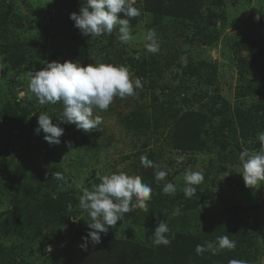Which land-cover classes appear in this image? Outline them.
I'll return each instance as SVG.
<instances>
[{"label":"trees","instance_id":"16d2710c","mask_svg":"<svg viewBox=\"0 0 264 264\" xmlns=\"http://www.w3.org/2000/svg\"><path fill=\"white\" fill-rule=\"evenodd\" d=\"M59 2L57 20L52 26L59 28L63 35L60 34L61 37L69 42L64 55L66 61H70L69 57L79 51H101L106 55L103 59L106 64L126 65L125 61L129 60L133 76L141 78L145 87L139 96L145 91L151 93L148 101H137L129 114L118 120L122 138H133L140 142V147L132 152L133 163L136 174L152 188L151 199L148 201L151 211L141 214L136 209L126 213L125 220L118 221V225L129 224L134 213L138 212L145 226L147 224L150 230H154L158 220L166 221L171 214V209L169 213L165 211L163 185L155 180L154 170L146 169L140 164L141 155H147L154 161L148 155L152 152L146 151L150 144H166L172 151L182 154L214 157L215 163L211 159L208 161L214 163L217 171L226 156L231 161L236 159L238 149L251 152L260 148L258 133L264 131V35L254 34L245 41V57H237L240 43L232 37L234 58H238L235 61L236 68L239 71L236 72L238 79L232 103L221 96L223 88L220 80L223 78H219V68L205 59H198L196 51L191 53L192 46L212 45L225 29L231 27L229 25L233 21L228 20L225 6H219L212 0H141V11L147 20L146 28H154L162 47L168 50L161 68L159 62L164 58L162 52L151 55L150 59L143 54L135 59L132 56L124 59L120 46L115 44L116 37L106 39L105 35L93 38L82 36L69 15L79 14L86 0ZM121 18L126 17L121 14ZM139 18L141 15L131 18V27L137 24ZM258 26L264 29L261 20L258 21ZM32 33H35V28L30 19L9 9L7 0H0V54L4 62L3 73L7 75L18 71L29 62L31 52L28 50L32 46ZM163 40L168 44L164 45ZM183 55H186V59H181ZM256 58L259 66L253 70ZM166 69L173 72L171 81L162 79ZM246 72L249 73L248 77L243 76ZM216 101L222 102L227 110L215 119L211 106H215ZM13 106L12 113L7 119L3 117L0 124V178H3L0 181V206H3L0 222L4 218L8 219V222L0 225V232L15 236L23 252L32 251L31 245L40 249L38 253L32 251L31 254H23V264H33L39 259L43 260L42 264H229L232 259L258 264L256 255L264 247V227L258 204L238 203L222 208L203 223V217L198 223L196 215L187 216L181 210L176 217L190 220L194 226L187 231L170 230L175 238L169 246H155L152 242L143 243L134 237H121L107 232L100 234L99 244H93L89 240L87 247L81 249V238L90 229L81 223H75L70 215L73 213L72 206L79 205L82 192L79 191L78 196H75L64 169L57 161H53L51 155L47 154L40 161L46 162L45 165L38 164L36 158L39 153L34 149L35 152L30 151L26 145L16 144V140L25 135L29 141L36 139L41 142L43 139L40 133L34 132L38 124L35 117L31 116V104L14 99ZM17 127L21 128L20 137L16 136V132L11 134ZM104 134L105 131H101L96 140H101ZM87 137L85 132H79L76 140L80 147H86ZM94 145H90L87 152H96ZM231 145L234 146L230 147ZM28 156L36 158L29 163ZM79 167L80 165L75 168L76 176L84 173ZM54 173H62L65 179L56 180ZM86 187L91 189L92 184L87 183ZM197 196L204 200L207 198L199 190ZM181 200L177 191L172 199L173 205L176 202L179 206ZM69 204L71 208L68 207ZM225 232L231 235L230 239L236 241L235 249H222L214 255L211 252L196 254L197 244L212 242L215 245L216 238ZM49 245L53 250L45 255L46 246ZM9 262H14V259L11 258Z\"/></svg>","mask_w":264,"mask_h":264},{"label":"rangeland","instance_id":"374dc122","mask_svg":"<svg viewBox=\"0 0 264 264\" xmlns=\"http://www.w3.org/2000/svg\"><path fill=\"white\" fill-rule=\"evenodd\" d=\"M212 1L219 6H225V14L229 16V21L232 19L233 24L229 25L231 26L230 28L225 29L218 41L212 43V45H201L200 47L192 46L191 53L196 51L195 55L198 59H205L219 68L221 76L219 78H223L220 80L223 88L220 91L221 96L223 99L232 103L233 91L238 79L236 78V72H239L236 68L235 61L238 58H234V40L232 37L235 38L237 43H240L238 45L240 52H238L237 57H245L247 55L246 49L244 48L245 41L252 38L254 34L264 35V29L258 26L259 20L264 23V0ZM7 6L13 12H18L21 16L28 17L35 28V33L30 35L32 46L28 51L31 52L29 56L31 59L18 71H14L7 75L3 73L4 62L3 56L0 54V124L3 121V117L7 119L12 113L14 109L13 101L17 99L27 105L31 104V116L35 117L36 121L41 112H46L53 117V124H57L64 129V134L60 137L61 143L59 145H50L47 143L43 139L45 133L42 131L40 132L43 139L41 142H38L36 139H30L29 141L27 135L23 136L21 139H17V145H26L27 149L30 151L34 149L39 153V157L37 158L28 156L29 163L36 158L38 164L45 165L46 162L41 163L40 161H42L47 154L51 155L53 161H57L64 169L67 180L69 179L68 183H70V187H72L76 197L78 196V192L81 191V188L78 186L86 187L87 183L92 184V186L94 184H99L98 175L110 174L118 170H122L129 175H137L133 163L134 157L132 152L140 147V142L133 138H122L119 134L121 129L119 128L118 120L123 116H127L137 101H148L151 94L150 91H145L138 99L134 97L120 99L117 97L106 111H100L99 109L95 110L94 115L102 116L103 123L96 130L86 133V135L88 134L87 138H89L86 141L87 148L80 147V143L76 140V137L79 132L81 133L83 131L77 130L75 125L60 123L59 115L63 111L62 104L58 102L55 105H40L34 96L28 94L29 80L26 72L42 70L46 66V62L57 61L62 64L67 60L64 55L66 54L67 43L69 45V42L61 37L62 34L59 28L52 26L55 25V20H57L56 13L60 8L59 0H7ZM135 6L141 9V0H136ZM261 15L263 16L260 17ZM146 23L147 20L144 18V14L141 11V18H139L137 24L132 27L134 39L131 42L127 44L121 43L117 38L118 30L116 28H114L111 35H105L106 39L112 36L117 38L115 44L120 46L121 55L124 59H128L131 56L135 59L141 54L150 59L151 55L154 54L146 50L144 46L145 41L143 39V36L148 30L146 28ZM159 43L161 49L158 53L162 52L164 55L162 61L159 62L162 68L164 65L163 60L168 56L166 54L168 50L166 47H162L163 45L160 39ZM163 44L165 45L168 43L163 40ZM82 46L83 45H80V48ZM191 56L193 57L194 55L191 54ZM105 57L106 55L101 51H92L89 53L79 51L70 56L69 60L72 62H79L81 66H87L93 63H105L103 61ZM181 59H186V55H183ZM125 62L127 66L131 67L129 60ZM253 63L254 70L255 67L259 66L258 59L256 58ZM172 75L173 72L171 73L170 70H164L162 74L163 81H171L173 78ZM248 75V72L243 74L244 77H248ZM158 80L159 79H157V81ZM143 82H145V80H143ZM144 90L145 87L143 86L139 93ZM21 93L25 94L22 95ZM215 103V106L212 104L211 111L213 118L216 119L218 115L222 116L227 108L220 101H216ZM20 129L17 127L11 134L16 132V136L20 137ZM101 131H105V134L102 136L101 140H96ZM108 136L112 138L109 137V139ZM66 142H71V147L67 146ZM93 143L97 151L91 154V151H87H89L90 145ZM233 146L234 145H231L230 147ZM146 151L152 152L148 155H151L154 162L160 164L162 167L167 165V168L170 169L166 179L159 181V184L163 186L168 182L175 184L177 188L176 192L178 191L179 196L182 198L178 206L176 202L173 205L174 201H172V199L175 194H165L164 196L165 211L169 213L171 209V214L167 216L166 220L170 230L178 231L182 229L187 231V229L191 230L194 226L193 223H190V220H182L173 216L172 212L175 208H180V213L181 210H184L187 216L196 215L198 217L196 218L198 223H200V219L203 217V223L222 208L234 206L238 203L249 205L258 204L260 207L261 224L264 227V186L259 188L245 187L240 174L242 172V166L239 161L238 152H241V150H237L238 152L235 154L236 159L234 161H231L230 158L226 156L225 161L220 163L218 171L214 166V157H204L201 156V154H182L172 151L166 144L159 146L158 143L150 144ZM87 154H90V157L89 155L87 156ZM178 157H183L182 162H177ZM208 159L213 160L214 163L209 162ZM79 165V169L84 173L80 176H76L75 168ZM83 165H85V167H83ZM221 167H223V169H221ZM187 169L202 171L204 173V181L195 187L197 191L199 190L202 191L204 195L206 194L207 198H205V200L203 197L200 198V196H197V192L196 197H185L183 192V188L185 187L184 173ZM88 178L89 181L87 182ZM2 180L3 178H0V181ZM231 184H233L234 187ZM2 209L3 206H0V211ZM148 209L150 212L151 210L149 207ZM137 211L139 213L141 212V214L148 213L138 208ZM72 212L70 218L73 219L75 223H81L87 226V223L90 221L87 211L82 210L78 204H75L72 206ZM138 212L134 213V218L130 219L129 224L127 223V225L123 226L117 224L110 227L108 233L121 237H134L139 242L143 243L152 242L151 238L154 235V230H150L147 224L145 226L140 215L137 214ZM133 220L134 222H132ZM3 222H8V219L4 218L0 222V225ZM159 222L162 221L158 220V223ZM196 225L200 226L201 224ZM47 248L48 246H46V249ZM46 249L45 255H48L49 252H47ZM30 250L38 253L40 249L36 245H31ZM32 251L23 252L15 236L0 232V264H23V254H31ZM7 256H9V258ZM256 257L258 264H264V247L259 249V255H256ZM11 258L14 259L12 263L9 262ZM42 263L43 260L39 259L33 264Z\"/></svg>","mask_w":264,"mask_h":264},{"label":"clouds","instance_id":"9594fccd","mask_svg":"<svg viewBox=\"0 0 264 264\" xmlns=\"http://www.w3.org/2000/svg\"><path fill=\"white\" fill-rule=\"evenodd\" d=\"M136 0H86L80 13H71L69 19L74 21L82 36L99 37L111 35L114 28L118 30V40L127 44L134 37L132 35L131 18L141 15V9L137 8ZM121 14L123 17L121 18ZM145 48L151 54L160 51V43L156 30L148 29L143 36ZM28 94L34 96L40 105L58 102L62 104L63 111L59 115L60 123L75 125L77 130L87 133L96 130L102 123L100 115H94V111H106L119 97L139 98V91L143 88L141 78L134 77L130 66L114 65L106 63H93L81 66L79 62L65 61L62 64L57 61L46 62V66L39 71L26 72ZM24 95L25 93H21ZM52 116L41 112L38 116V127L34 129L36 134L45 133L43 139L50 145H59L60 137L64 129L53 124ZM260 148L256 151L247 149L239 154L242 166L240 173L247 188H259L264 186V131L258 133ZM71 147V142H66ZM183 157H178L177 162H182ZM140 164L144 168L154 170V178L157 182L163 181L168 176L170 169L150 160L147 155L140 156ZM58 181L65 179L62 173H54ZM99 184H94L91 189L78 186L82 194L79 197V207L87 211L90 221L87 227L90 231L82 237L81 249H85L89 240L93 244L101 242V233L106 234L110 227L117 225L118 221L125 220V214L141 209L148 212V201L151 199L152 188L143 182L140 175H129L118 170L116 172L98 175ZM202 171L185 170V187L183 192L186 198L196 195L195 186L204 181ZM176 185L165 183L162 192L174 195ZM135 197V200L133 199ZM71 208V204L68 205ZM173 216L180 215V208H175ZM145 230V229H144ZM229 234L216 238L215 245L212 242L197 244L195 252L202 255L205 252H216L236 248V241L230 239ZM170 234V228L166 221L159 222L154 229L151 238L155 246H169L174 239ZM52 246L46 249L51 252ZM229 264H247V261L232 259Z\"/></svg>","mask_w":264,"mask_h":264}]
</instances>
